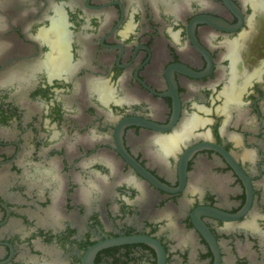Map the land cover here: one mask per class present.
I'll use <instances>...</instances> for the list:
<instances>
[{"label":"flooded vegetation","instance_id":"obj_1","mask_svg":"<svg viewBox=\"0 0 264 264\" xmlns=\"http://www.w3.org/2000/svg\"><path fill=\"white\" fill-rule=\"evenodd\" d=\"M98 244L264 264V0H0V264Z\"/></svg>","mask_w":264,"mask_h":264},{"label":"water","instance_id":"obj_2","mask_svg":"<svg viewBox=\"0 0 264 264\" xmlns=\"http://www.w3.org/2000/svg\"><path fill=\"white\" fill-rule=\"evenodd\" d=\"M128 240H133V238L128 239ZM100 247H101V244H98V245L92 247L91 249H89L88 253L83 258L82 264H93V262H92L93 255L97 251V249H99Z\"/></svg>","mask_w":264,"mask_h":264},{"label":"bare ground","instance_id":"obj_3","mask_svg":"<svg viewBox=\"0 0 264 264\" xmlns=\"http://www.w3.org/2000/svg\"><path fill=\"white\" fill-rule=\"evenodd\" d=\"M189 122H191V121H189ZM185 126H186V125H185ZM184 130H185V129H184ZM184 130H183V131H184ZM183 134H184V132H183ZM177 135H178V134H177ZM179 135H181V134L179 133ZM179 135H178V136H179ZM178 136H176V137L174 136V137H175L174 140H175L176 138H178ZM172 141H173V140H172Z\"/></svg>","mask_w":264,"mask_h":264}]
</instances>
